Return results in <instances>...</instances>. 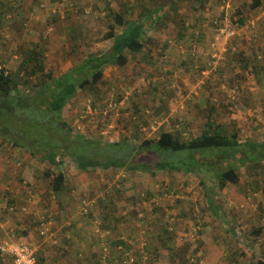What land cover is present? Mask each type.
I'll return each mask as SVG.
<instances>
[{
    "label": "rangeland",
    "instance_id": "374dc122",
    "mask_svg": "<svg viewBox=\"0 0 264 264\" xmlns=\"http://www.w3.org/2000/svg\"><path fill=\"white\" fill-rule=\"evenodd\" d=\"M18 1L0 0V70L14 77L25 52L32 47L42 52L44 68L56 77L79 67L89 55L111 47L113 40L106 34L114 13L124 15L125 20L141 18L147 24L151 15H146V10L166 2L171 20L164 28L150 29L147 24L150 32L144 39L145 50L124 67L105 68L102 82L79 90L68 102L63 117L76 132L103 136L110 142L128 138L141 145L146 139L157 140L164 131L192 139L202 134L208 120H214L226 133L236 132L244 144L264 142V77L257 81L253 67L246 68L245 63V59L250 65L255 63L258 53L264 56V0L257 9L250 7L249 0H210L206 7L198 0H66L64 18L53 14L59 0ZM12 3L19 6L18 11H9ZM71 3L74 7L69 9ZM8 13L12 20L5 19ZM241 16L244 24H238ZM229 25L236 31L234 36L223 32ZM258 64L264 68V61ZM26 78L24 75L20 82L22 91L27 89ZM40 80L35 76L26 84L36 85ZM89 101L98 112L83 120L81 115ZM110 101L118 106L103 111ZM153 121L158 123L155 133L138 128ZM162 152L148 150L145 159L150 167L137 172L115 168L84 172L68 160L63 165L70 185L68 192L75 200L96 199L92 212L100 219L95 220L98 226L103 223L105 229L116 227L112 232H121L123 242L135 237L138 248L141 240L153 244L157 236L161 241L170 230L172 239L168 244L181 250L172 256L175 264L189 262L192 257L196 259L194 264L264 261V167L253 168L252 162L238 166L239 184L221 189L216 171L229 162L246 159L243 153L231 157L223 149L202 150L191 156L187 150ZM31 153L0 136V211H17V229H30L39 239L42 236L37 223L55 216L52 210L56 205L48 190L51 179L31 165ZM190 157L200 165L206 164L193 172L186 168L172 170L173 162H184L188 167ZM158 161L169 164L165 169L158 168ZM258 163L264 164V159H258ZM7 197L13 199L12 205L7 204ZM29 199L36 204L31 205ZM77 204H70L72 210L66 213L63 225L71 216L72 222L86 224L96 245L101 244L94 235L97 224L92 216L78 214ZM62 245L66 246L67 241ZM100 246L91 260L100 254ZM162 247L150 250L159 251L153 263L172 264ZM39 252L41 256L45 251ZM5 263L13 264L8 258Z\"/></svg>",
    "mask_w": 264,
    "mask_h": 264
},
{
    "label": "trees",
    "instance_id": "16d2710c",
    "mask_svg": "<svg viewBox=\"0 0 264 264\" xmlns=\"http://www.w3.org/2000/svg\"><path fill=\"white\" fill-rule=\"evenodd\" d=\"M15 1L19 4L18 0ZM144 1L145 0H142V2ZM200 1L205 7L210 2V0H198V2ZM59 2H64V0H59ZM247 3H249L252 9H257L263 4V0H249ZM38 4L40 5V2ZM12 5L9 11H18L19 6L15 3H12ZM1 6L2 3L0 2V7ZM165 6L166 2H163L159 7H153L147 10L145 8L146 15H151L149 18L150 23H147L151 26L149 27L150 29L156 27L164 28L167 26V21L171 20V15L165 10ZM73 7V3L68 6L69 9ZM44 8L46 9L47 7L45 6ZM10 14L11 13L6 14V20L13 19ZM53 14L62 16L59 11ZM112 19L113 22L109 24V31L106 34V38L113 40L111 47L105 52L89 55L82 65L73 67L60 76H54L51 70L46 71L43 65L44 56L42 52L33 47L25 52V56L23 57L16 77L5 69L0 70V136L13 141L16 146H23L32 151L30 157L31 165L43 170L45 177L51 179L50 188L54 193L58 194L64 189L67 177L63 170V165H65L68 160L76 163L78 168L84 172L109 168L137 172L150 167L149 161L146 160L145 157L147 151L152 148L163 152L170 151L174 153L187 150L190 152V156L202 150L223 149L228 151V155L231 157H233V153H243V149L244 155H241L246 159L238 162H229L224 169L216 171V182L221 189L229 184H239L240 174L237 169L238 166L242 164L245 165L247 162H252L253 168L264 167V164L258 163V159H264V142L257 143L249 141L244 144L240 141L236 132L226 133L224 128L214 120H208L202 134L192 139L184 140L183 137H177L173 132L164 131L157 140L152 141L146 139L141 145L132 143L128 138H123L118 142H110L104 139L103 136L90 137V135L76 132L72 126H69L63 117V112L72 97L79 90H84L89 86L102 82L105 68L108 66L124 67L133 56L145 50L146 45L144 44V39L147 40L146 35L150 32V29H147V24L144 23L141 18L137 20V17H135V19L125 20L124 15L114 13ZM244 23V18L241 16L238 24ZM2 24L3 21L0 17V29ZM120 26L122 29L118 32L117 28ZM246 60L247 59H245L246 68H249V66H251V68L253 67L255 78L257 81H261L264 77V68L258 63L259 61H264V56H260L258 53L255 56V63L252 65H250L251 62ZM24 75L27 76L24 84L27 89L25 88V91H22L20 88L22 83L21 80L24 79ZM35 76L39 77V80H41L36 85H27L26 83L32 82V78ZM136 125L138 127L139 123ZM138 128L140 129V126ZM189 159L187 163L188 167L185 166L184 162L181 165L177 162H173V164H171L172 170L187 169L193 172L200 168L201 165L206 164L205 162L201 165L196 163L198 161L194 160L193 157ZM191 162L193 166L189 164ZM168 164V162L163 163L158 161L155 167L165 169ZM211 198L213 201V197ZM82 201L83 200L80 201V204ZM6 213L13 214L9 209H7V211H0V221L8 225L10 218L5 216ZM101 214L106 217L104 212H101ZM85 216H92L93 222L97 219L100 221V219L97 218L98 216L96 215L97 217H95L93 212L85 214ZM50 219L54 221V227H59L56 216H49V220ZM112 219H115L113 221H117V218ZM69 221L70 223L62 226L59 233L62 234L63 238L67 241H72V232L70 229H65V227L74 226L75 223L72 222V219ZM14 222L17 224L18 221ZM54 227L52 231L57 232L56 229L58 228L55 229ZM99 227L101 231L108 230L109 233L104 234L105 236L102 237L95 232L94 235H96V240L100 241L101 244L103 241H106L111 253L113 251L119 253L118 256H120V258L122 257V252L130 253L128 244L123 245L124 248L122 251L118 249V244L122 243L123 240L121 232H112L116 227L105 229L103 223L100 224ZM106 227L108 226L106 225ZM255 231L256 233L260 232L259 230ZM29 233L30 232L24 228L16 229L15 232L13 231L14 240L27 243L23 238L27 237ZM170 234L169 232L165 233L164 239L160 241L162 245L165 246L170 242L172 239V235L170 236ZM56 240L58 242L55 245L50 242L55 247L60 245L59 234L56 235ZM61 247L64 248V246ZM58 250V255H61V251ZM179 251L181 250L174 249L172 256L176 257L178 254L174 252ZM103 253L104 251L101 245L100 254L96 259L87 260L91 264H101L104 262ZM36 255L38 263L43 264L42 260L44 258L42 255L40 256L38 249L36 250ZM75 255L77 256V252H75ZM92 256L95 258V255ZM156 256L157 255H155L154 259ZM6 258L11 260L10 257L1 255L0 264H2L4 262L3 259L6 260ZM171 263L175 264V261L171 260ZM257 264H264V261L259 260Z\"/></svg>",
    "mask_w": 264,
    "mask_h": 264
},
{
    "label": "crops",
    "instance_id": "0c3cea01",
    "mask_svg": "<svg viewBox=\"0 0 264 264\" xmlns=\"http://www.w3.org/2000/svg\"><path fill=\"white\" fill-rule=\"evenodd\" d=\"M31 3L32 2L30 1L29 4H31ZM30 6H29V8L31 9ZM50 11H51V9H49V12ZM68 186H70V185H69V182L66 180L63 191L58 193V194L54 193L51 190V188L48 187V190L52 193L51 200L53 202V206L56 205L55 206L56 209H54L55 207H53L52 214H54L58 220L57 222H58L59 227L55 226L54 228L55 229L58 228V229H56L57 232H55V234L56 235L59 234L60 245H58L57 247H55L52 250V248L54 246L52 247V245L50 243L51 242L50 239H47L46 237H42V238L40 237L39 239H37L36 234H35L36 232L31 233L30 229H29L30 233L28 234V236L23 238L24 240H27L29 243L32 242V244L38 249V251H40V250L45 251L44 253L41 252L42 257L44 258L42 260L43 264H91L87 259L91 260L93 253L95 251H97V249H99L98 245H96L94 238H92L93 236L89 235V230L86 231L88 229L87 225L83 224L82 222H77V223L75 222L74 226H72L70 228V231H72V234H73V240L72 241H67L66 239L63 238V235L59 233L62 226H63V222L65 221L64 217L67 216L66 213H69L72 210V208L70 207V204L73 203V207H74L75 202H78V204H79L81 201V199L75 200L73 198L74 194L68 192ZM6 199H7V204H11V202L12 203L14 202L13 199H11L9 197H7ZM28 201L31 203V205H33L34 203L36 204V201H34V200L29 199ZM39 201L40 200H38L37 202H39ZM55 202H56V204H55ZM45 203L48 204V202H46V201H45ZM78 204L75 207V209L78 207ZM42 205H45L44 202L42 203ZM75 209H74V211H75ZM10 212H12L13 214H10V213L5 214L6 217L10 218L8 225L0 223V239H2V240H4V239L14 240L13 231L15 232V230L17 228H19L18 225L16 224V222H14V220H13L14 216L18 215L17 211H15V212L10 211ZM72 216H73V212H72ZM71 218L72 217L70 216L65 224L70 223L69 220ZM76 219L79 220V217H77ZM38 225L39 224L37 223L36 227H38ZM119 226L122 228V222L119 223ZM168 226H170V225H168ZM125 227H128V225ZM125 227H124V231H125ZM151 228L153 231L155 230L154 227H151ZM170 228H171V226L169 227V229ZM167 231L170 233V230L167 229ZM134 238L127 239L126 241L123 242L125 245L128 244V250H129L130 254L132 255L131 258H135L134 264H154L153 258L155 257V255L158 254L159 251L152 253L150 250H154L156 248H158V250H160L159 245H162V244L160 243L158 236L156 237L158 244H157V242H155V243H153V246H152V243L147 244V242H145V240H141L139 248H138ZM141 239H142V237H141ZM65 241L68 242L66 246L62 245L63 242H65ZM61 246H64V248ZM75 246H76V249H75ZM162 246H163L162 248L167 251L168 258L170 260H172V254H173L174 248L171 247L169 244H167L165 246L162 245ZM58 249L61 251V255H58L59 254V253H57ZM68 251H70V254L68 253ZM149 251H150V253H149ZM75 252H77V256L75 255ZM147 252H148V254H150V256H145L147 254ZM82 253H84V254H82ZM112 254L119 255V253H116V252H114ZM121 258L123 259L124 256L122 255ZM149 259H152V260H149ZM3 261L5 262L4 259H3Z\"/></svg>",
    "mask_w": 264,
    "mask_h": 264
},
{
    "label": "built area",
    "instance_id": "2783aa9c",
    "mask_svg": "<svg viewBox=\"0 0 264 264\" xmlns=\"http://www.w3.org/2000/svg\"><path fill=\"white\" fill-rule=\"evenodd\" d=\"M65 2L66 0H64V2H60L58 6L55 8L56 12H53V13H58L59 11L62 13V18H64L65 14L62 12V9L65 5ZM41 6L45 7L46 4H42ZM223 32H225L228 36H234L236 34V31L232 25L225 27ZM106 105L107 106L103 111L105 110L109 111L113 108H116L118 106V103L110 101ZM95 112H98V108L92 105L91 101H89L88 103L85 104V110L83 114L81 115V118L84 120L90 116H94ZM169 123H170V119H169ZM157 126H158V123L156 121H153L148 126H140V130L142 132L155 133L158 130ZM164 126H167V125L164 124ZM79 127L83 128L81 125H79ZM105 133H107V131H105ZM82 200L83 201L81 202L79 211L77 213L81 215H85L88 213L90 214L92 212L93 207L96 204V201H95L96 199L85 197ZM23 210H27V208L24 207ZM95 217L97 216L95 215ZM98 221H95V223L97 224L95 228V232L97 234H100L102 237H104L105 235L102 233L100 227L98 226V223H99ZM53 227H54V221L52 219L49 220V218L47 219L43 218L39 225V232L41 236L46 237L47 239H50L53 244H56L58 241L56 240L55 232L52 231ZM195 233L196 232L191 233V236L194 237ZM193 240L195 239L193 238ZM101 245H102V250L104 251L103 253L104 263L106 264H108V262H110V264H134L135 263V258H131L132 255L130 253L122 252V255L124 256V258L121 259L120 256L116 254H112L110 252L109 246L107 245L106 241H103ZM123 245H124L123 242L118 244V249L120 251L123 250L124 248ZM36 250H37L36 247L30 243L17 242L16 240L0 239V254L2 256L10 257L13 264H39L38 258L36 255ZM194 258L192 257L189 262H186L184 264H194L196 262V259ZM199 264H204V263L200 262Z\"/></svg>",
    "mask_w": 264,
    "mask_h": 264
},
{
    "label": "clouds",
    "instance_id": "9594fccd",
    "mask_svg": "<svg viewBox=\"0 0 264 264\" xmlns=\"http://www.w3.org/2000/svg\"><path fill=\"white\" fill-rule=\"evenodd\" d=\"M101 264H106V263L103 262V263H101ZM108 264H110V262H108Z\"/></svg>",
    "mask_w": 264,
    "mask_h": 264
}]
</instances>
